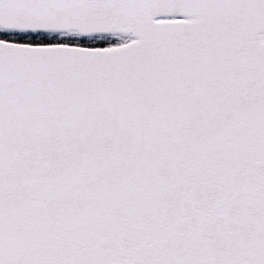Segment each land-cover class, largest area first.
Masks as SVG:
<instances>
[{"label": "snow or ice", "instance_id": "6c2138e0", "mask_svg": "<svg viewBox=\"0 0 264 264\" xmlns=\"http://www.w3.org/2000/svg\"><path fill=\"white\" fill-rule=\"evenodd\" d=\"M0 264H264V0H0Z\"/></svg>", "mask_w": 264, "mask_h": 264}]
</instances>
